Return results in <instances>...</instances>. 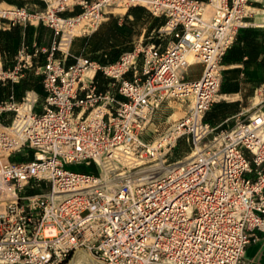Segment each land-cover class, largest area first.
<instances>
[{
  "label": "built area",
  "instance_id": "obj_1",
  "mask_svg": "<svg viewBox=\"0 0 264 264\" xmlns=\"http://www.w3.org/2000/svg\"><path fill=\"white\" fill-rule=\"evenodd\" d=\"M41 1L44 10L14 6L13 16L0 14L54 32L48 48L22 47L1 73L18 80L47 53L37 66L44 98L29 91L0 102V116L13 113L0 119V192L15 191L0 198V264H67L78 252L97 264H242L255 230H264V113L240 112L227 128L205 116L227 51L264 12V0ZM119 3L163 17L160 40L110 63L87 56L67 63L64 38L75 35L60 23L84 16L92 27L84 33L93 32ZM188 53L200 57L195 79ZM92 66L94 75L83 79ZM99 70L111 78L106 89L95 81ZM172 99L189 105L155 144L149 125ZM182 139L195 154L175 164L189 154L168 158ZM109 162L115 165L105 169Z\"/></svg>",
  "mask_w": 264,
  "mask_h": 264
},
{
  "label": "crops",
  "instance_id": "obj_2",
  "mask_svg": "<svg viewBox=\"0 0 264 264\" xmlns=\"http://www.w3.org/2000/svg\"><path fill=\"white\" fill-rule=\"evenodd\" d=\"M1 3L19 5H23V3L27 5L30 3L32 7L36 9L42 8L45 5V2L41 0H31L29 2H24L21 0H18V2L17 0H0V4ZM113 9L124 12L126 7L115 6ZM137 9L146 12L149 11L144 6H140ZM80 10L81 7L76 8V12ZM128 17L130 20L123 21L124 18L118 19L119 24L125 26V24L133 23V19L137 21L142 19L141 15L135 16L132 13H128ZM155 18H157V16H155ZM263 24L264 22L261 23V21L258 20L256 16L255 20L252 21L249 26L242 27L235 42L225 55L223 64L225 69L223 71V81L219 92L222 94L217 98L216 102L206 113L208 121L214 125L226 124L227 126H231V124L235 122V117L240 112L249 114L253 110L255 105H251L250 100L253 99L254 96H256L258 93L264 95ZM103 25H101L95 31L88 33L86 38L90 39L100 34ZM16 26H18L20 29V35L19 37H14L11 40L9 31L12 27ZM0 32L2 33L0 38V102L9 98V96L12 94L16 97V99L20 100L29 91H36L40 95V98L43 99L45 96V90L43 87L44 75L40 70H37V64L46 58V52L40 51L34 58L36 65L27 67L24 70L23 76L18 80L5 78L1 75V73L9 71L15 66L17 62V52L22 47L29 46L31 50H33L35 47L40 49L48 48L54 39L53 29L43 23L12 24L9 19L0 16ZM164 42L167 43V41ZM114 45H116V42H110L103 47H98L91 41L86 42L81 47V49H79V54L88 53L92 50L108 51L109 48L113 47ZM59 52L57 55H59ZM234 52H236L235 56ZM69 54L73 57H68ZM69 54L66 61L67 63L71 64L76 61L75 57H77V54L74 52H69ZM61 55V57H63L65 53H61ZM86 73L89 77H91L94 75L95 70L91 69ZM89 79L87 78L86 80ZM182 105V103L175 105L174 112L178 111L179 116H181L180 113H183L181 111ZM36 109L40 110L39 105L36 106ZM12 117L13 113L10 112L1 115L0 119L10 121ZM242 264H264V230H255V236L246 247Z\"/></svg>",
  "mask_w": 264,
  "mask_h": 264
},
{
  "label": "rangeland",
  "instance_id": "obj_3",
  "mask_svg": "<svg viewBox=\"0 0 264 264\" xmlns=\"http://www.w3.org/2000/svg\"><path fill=\"white\" fill-rule=\"evenodd\" d=\"M21 1L29 2L31 0H21ZM17 2H18V0H17ZM1 6L5 7V8H14V6H26L28 9H31L32 11H37V10L40 11V10H44L46 8V3L42 8H38V9L33 8L30 3L27 5H25L24 3H23V5L1 3ZM121 7H126V10L124 12H120V11H117L113 8H107L106 9V11H107L106 12V18L104 19V21L101 24V25H103V24L104 25H103V28H102L100 34H98V35H96L90 39L86 38L88 35V32L83 33V31H82L79 34H76L74 36V38L72 39V41L68 45L69 52H74L75 54H77V57H86L87 56V57L91 58L92 60H97V61H100L101 63L104 64V63H110V62H114V61L118 60L120 58V56L123 54V52L133 50L137 45H140L142 42L146 43V42L153 40V39L160 40L156 36V29L161 25V23L163 21V17H157L158 18L157 19L149 11L146 12V11L140 10L139 13L142 16V19H140L139 21L133 19L132 20L133 23L125 24V29L123 30L124 34L119 35L120 42H116V45L109 48L108 51L92 50V51H89L88 53L79 54V49H81V47L86 42L91 41L96 46H98L100 43H102L103 39L105 38L107 31L112 30V28L114 26V24L108 23L110 21V19H112L113 17H117L118 19L124 18L123 21L130 20V18L128 17V11H129L130 7L128 8L127 6H124V5H121ZM152 18H155V19H152ZM164 41H166V39ZM27 49L31 50L29 46H27ZM18 52H17V55H18ZM61 53L62 52L60 51L59 55H57V56L61 57L62 56ZM68 57H73V56H70V54H69ZM75 60H77L76 57H75ZM224 60L225 59H223V64H224ZM37 65H41V62H39ZM37 70H38V67H37ZM201 70H202L201 64H199V66H198V64L194 65L192 67V70L190 69V71H189L190 79H195V78L199 77V75L201 74ZM1 75L3 76V74H1ZM31 77H33V76H31ZM110 80H111V78L107 77L100 70L97 72V76L95 77V81H97V86L101 89L108 88L109 87L108 82ZM221 94L222 93H218L217 98L219 96H221ZM259 94H261V93H259ZM261 99L262 100L264 99V95H262V94H261ZM178 103H183L182 110H181L183 113H181V116L185 114L186 109L189 105V100L183 101L181 99H172L169 102L164 103L163 106L160 108V110L157 112L156 118L153 121L154 123H151L149 125V132H151V137H149V138L159 137L162 133L167 131L170 126H172V124L175 122L176 119L181 117V116H178L175 119L173 117L171 118V114L175 110L174 107ZM255 103H257V101H256L255 96H254V98L250 100V104L255 105V107L253 108V110L250 113H252L256 109L264 108V101L263 102L261 101L259 104H255ZM233 124H231V126H227L226 124H224V125H221V127H225V128L232 127ZM187 152H189V145L187 144V142L185 140L182 139L181 141L178 142L176 147H174L172 149V151L169 153L168 158L170 161H173V160H176L179 158H183L187 154ZM71 167L72 168H82V166H77V165H73Z\"/></svg>",
  "mask_w": 264,
  "mask_h": 264
},
{
  "label": "bare ground",
  "instance_id": "obj_4",
  "mask_svg": "<svg viewBox=\"0 0 264 264\" xmlns=\"http://www.w3.org/2000/svg\"><path fill=\"white\" fill-rule=\"evenodd\" d=\"M121 5L127 6V4H124V3L116 4V6H121ZM113 7H115V6L107 7V8H113ZM209 7H212V6L209 5ZM14 9L15 8H5V7L1 6V4H0V14L6 13V14H8L10 16H13L14 15V12H13ZM33 19L36 22V19L35 18H33ZM257 19L260 20L261 23L264 22V12L260 11L257 14ZM60 25H61V27L65 28L66 30L69 29L70 30L69 32H70L71 35H73V34L74 35L79 34L82 31L84 33V31L90 30L92 28L91 27V24L89 22V19L86 18V17H84V16L79 17V18L72 19V20H70V22L68 24H65V23L61 22ZM69 42H70L69 41V38H64L63 48H64L65 51L68 50ZM187 58H188V60L190 61L191 64H196V63H198L200 61V57H197V56L193 55L192 53H188ZM0 64H1V62H0ZM91 69H94L95 70V66H92V67H89V68L85 69V71L83 73V79H85V80L87 78L88 79L89 78L91 79L92 76L89 77L87 75V73H86L88 70H91ZM217 95L218 94H216V96H215L216 99H217ZM30 98L33 99V94L32 93H30ZM255 99L257 101V103H255V104H259L262 101L261 94L258 93L255 96ZM23 106L26 107L27 109H29L32 106V101H28V102L24 103ZM174 109H175V107H174ZM260 109L264 113V108H260ZM171 115H172V117L174 119L179 116L178 111L177 112H174ZM159 141H160V138L159 137L155 138V144L158 143ZM164 153L165 152H162V153H160V155L158 153V155L162 158V160L165 159L163 157L164 156ZM194 154H195V152L190 151L189 154H187L186 158L179 159L178 161L175 162V164L184 162V161H186L188 159H191L194 156ZM114 165H115V163L109 162L106 165L105 169L108 168V167L114 166ZM167 170H168V168H166L163 171L166 172ZM14 195H15V191H14L13 187H11V186H5L1 190V192H0V198L1 199H5L7 197H12ZM67 264H97V263H96V261L93 259V257L89 253L78 252L74 256V258H72L70 261L67 262Z\"/></svg>",
  "mask_w": 264,
  "mask_h": 264
},
{
  "label": "trees",
  "instance_id": "obj_5",
  "mask_svg": "<svg viewBox=\"0 0 264 264\" xmlns=\"http://www.w3.org/2000/svg\"><path fill=\"white\" fill-rule=\"evenodd\" d=\"M139 7H140L139 5L135 6V7H130L128 13H132L135 16L140 15V13H139L140 10L137 9ZM78 12H80V11H78ZM108 23H112V24H114V26H113L112 30L107 31L105 38L103 39L102 43H100L98 45V47H103L104 45H107L110 42H120L119 35L124 34L123 30L125 29V26L119 24V20L117 17H113L112 19H110V21ZM9 34H10L9 36H10L11 40L14 37H19V35H20L19 27L18 26L12 27L11 30L9 31ZM1 36H2V33L0 32V38H1ZM5 37H6V35H5ZM236 52H237V50H236ZM236 52H234V56H235ZM205 118H206V120H208L207 116H205Z\"/></svg>",
  "mask_w": 264,
  "mask_h": 264
}]
</instances>
